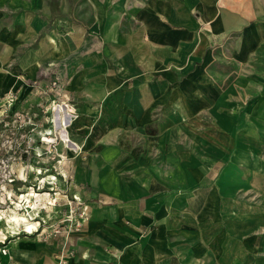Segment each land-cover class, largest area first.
Listing matches in <instances>:
<instances>
[{
  "label": "crops",
  "instance_id": "obj_1",
  "mask_svg": "<svg viewBox=\"0 0 264 264\" xmlns=\"http://www.w3.org/2000/svg\"><path fill=\"white\" fill-rule=\"evenodd\" d=\"M81 1L0 0V97L61 78L90 217L14 261L264 264V0Z\"/></svg>",
  "mask_w": 264,
  "mask_h": 264
},
{
  "label": "rangeland",
  "instance_id": "obj_2",
  "mask_svg": "<svg viewBox=\"0 0 264 264\" xmlns=\"http://www.w3.org/2000/svg\"><path fill=\"white\" fill-rule=\"evenodd\" d=\"M81 16L86 18L88 12L84 10ZM41 76L46 80L28 82L31 91L22 88L0 97V264H17L13 259L17 246L29 242L60 241L67 246L90 218L86 200L72 186L69 175L73 149L60 135L65 128L70 144L77 147L70 135L76 115L65 110L68 104L66 96H61V78L49 71ZM15 216L33 222V231H25L21 223L17 227ZM73 254L72 248H63L59 264H67ZM114 262L121 264L120 259Z\"/></svg>",
  "mask_w": 264,
  "mask_h": 264
},
{
  "label": "bare ground",
  "instance_id": "obj_3",
  "mask_svg": "<svg viewBox=\"0 0 264 264\" xmlns=\"http://www.w3.org/2000/svg\"><path fill=\"white\" fill-rule=\"evenodd\" d=\"M60 107V106H59ZM58 119H59V116L57 115L56 116ZM58 119H56L57 120V123H58ZM64 123V122H63ZM65 125H66V127L68 126V124H67V121H65ZM63 131L62 132H60V135H61V138H62V140L67 144V145H70L73 149H74V147L70 144V139L68 138V135H66V133H65V128H63L62 129ZM40 171V170H39ZM26 195V194H25ZM25 195H22V197H25ZM30 200V199H29ZM29 202V201H28ZM30 204V203H29ZM18 216V215H17ZM14 219H15V221H16V226L18 225V224H23L26 228H25V231H27V232H32L33 231V229H34V227H35V224L33 223V222H31L29 219H27L26 217H14ZM18 227V226H17ZM11 228H12V230L13 229H15V226H11Z\"/></svg>",
  "mask_w": 264,
  "mask_h": 264
}]
</instances>
